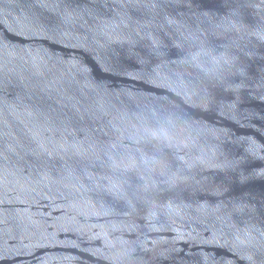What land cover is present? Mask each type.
Here are the masks:
<instances>
[{
	"label": "water",
	"instance_id": "water-1",
	"mask_svg": "<svg viewBox=\"0 0 264 264\" xmlns=\"http://www.w3.org/2000/svg\"><path fill=\"white\" fill-rule=\"evenodd\" d=\"M0 264H264V0H0Z\"/></svg>",
	"mask_w": 264,
	"mask_h": 264
}]
</instances>
